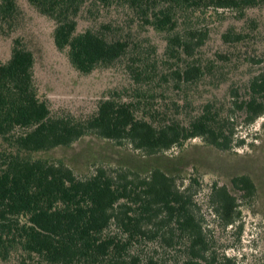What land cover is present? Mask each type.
I'll return each instance as SVG.
<instances>
[{"label": "trees", "instance_id": "obj_1", "mask_svg": "<svg viewBox=\"0 0 264 264\" xmlns=\"http://www.w3.org/2000/svg\"><path fill=\"white\" fill-rule=\"evenodd\" d=\"M26 1L52 21L53 45L66 52L77 72L89 74L96 68L109 67L128 53L138 63L136 67L127 66L135 82L148 77L153 69L154 64L147 62L129 35L109 37L102 32L109 25L77 32V19L87 0ZM90 5H118L131 21L138 22V27L163 34L164 55L177 66L168 74L176 87L199 82L206 70L194 54L203 45L208 30L190 22L193 12L230 10L243 17L246 9L263 7L264 0H90ZM19 15L16 0H0V33L11 32ZM248 27L252 31L257 28L253 20H249ZM249 37L250 33L232 27L220 34L222 43L235 48ZM33 67V53L18 38L13 39L9 57L0 62V261L125 264L123 252L134 235H158V229L145 227L153 223L159 227L172 224L169 233L176 230L189 241L191 258L185 264L205 260L207 242L189 208L191 198L179 191L174 179L161 168L154 167L142 177L129 169L110 172L100 167L90 176L78 178L62 161L52 162L36 154L68 147L91 134L117 145H129L147 156L181 147L193 138L229 150L232 117L207 102L186 124L172 116L164 119L165 113L148 107L140 110L146 106L142 105V91L135 101L111 93L86 119L68 114L52 116L37 94ZM231 88L234 99L227 110H241L248 123L264 115V70L248 79L246 98L238 101L236 90ZM177 112L175 106L172 114ZM231 184L249 196L255 190L247 175L232 177ZM208 202L223 225L237 221L238 205L225 186L212 184ZM111 226L119 233H106ZM209 258L214 264H233L225 256L220 261Z\"/></svg>", "mask_w": 264, "mask_h": 264}, {"label": "rangeland", "instance_id": "obj_2", "mask_svg": "<svg viewBox=\"0 0 264 264\" xmlns=\"http://www.w3.org/2000/svg\"><path fill=\"white\" fill-rule=\"evenodd\" d=\"M16 4L20 15L14 29L6 35L0 33V62L9 57L12 40L16 38L33 53L37 94L46 102L52 116L68 114L86 119L95 112L98 102L111 93L135 101L139 98L137 93L142 91L145 94L142 105L146 103V106L140 110L148 107L151 111L165 113L164 119L172 116L186 124L207 102L232 117L233 141L229 150H219L200 138H193L181 147L147 156L129 145H117L91 134L68 147L36 155L52 162L62 161L78 178L88 177L100 167L110 172L129 169L142 177L159 167L174 179L179 191H185L191 198L189 208L207 242L206 258L198 259L197 263L214 264L209 257L220 261L225 256L231 258L233 264H264V115L248 123L241 110L235 107L227 110L234 99L229 89L236 90L238 101L246 98L248 79L264 70V6L246 9L243 17L230 10L193 12L190 22L208 30L203 45L194 54L206 70L199 82L175 87L168 74L177 66L164 55V35L148 27H138V22L131 21L122 7L91 6L87 0L77 19V32L97 30L106 24L109 28L102 32L109 37L129 35L130 42L145 54L147 62L154 64L148 77L138 82L131 79L127 68L138 64L129 53L109 67L96 68L89 74L77 72L68 62L66 52L53 45L52 21L26 0H16ZM249 20L257 27L253 31L248 27ZM229 27L250 33V37L236 48L224 44L220 34ZM163 75L167 78L162 79ZM173 105L178 109L176 115L172 114ZM238 175L250 177L255 186L252 195L233 187L231 178ZM214 183L225 186L236 200L239 216L232 225H223L210 208L208 195ZM159 219L160 216L155 220ZM171 226L145 225L158 229V235H134L127 251L123 252L125 264H185L191 258L189 241L176 230L169 233ZM106 233L119 232L111 226ZM0 264L5 262L0 261Z\"/></svg>", "mask_w": 264, "mask_h": 264}]
</instances>
